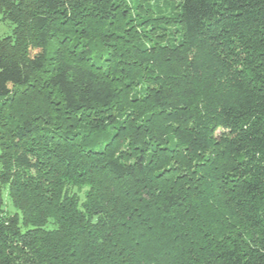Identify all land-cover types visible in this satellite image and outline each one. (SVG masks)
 I'll list each match as a JSON object with an SVG mask.
<instances>
[{"label":"trees","instance_id":"16d2710c","mask_svg":"<svg viewBox=\"0 0 264 264\" xmlns=\"http://www.w3.org/2000/svg\"><path fill=\"white\" fill-rule=\"evenodd\" d=\"M178 1L173 46L121 0H0V264H264V0Z\"/></svg>","mask_w":264,"mask_h":264},{"label":"rangeland","instance_id":"374dc122","mask_svg":"<svg viewBox=\"0 0 264 264\" xmlns=\"http://www.w3.org/2000/svg\"><path fill=\"white\" fill-rule=\"evenodd\" d=\"M123 9L128 10L130 21L122 20L119 24V30L125 32L131 31L142 44L147 45H177L184 40L183 30L178 21V0H121ZM13 25L7 19L4 13L0 12V40H4L12 35ZM1 41V42H2ZM48 56L45 61L46 70L63 68L69 73L71 78L77 83L84 78V70L77 65L74 60L59 52L58 44L54 41L47 49ZM49 73H34L36 78H45ZM136 85L131 95H137L141 98L140 83L135 81ZM140 84V85H139ZM37 94V93H35ZM35 95H33L34 97ZM6 195V194H5ZM7 206V205H6ZM8 210L9 207H7Z\"/></svg>","mask_w":264,"mask_h":264}]
</instances>
